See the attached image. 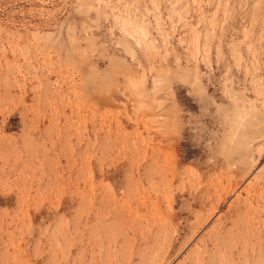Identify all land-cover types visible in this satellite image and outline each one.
Masks as SVG:
<instances>
[{
	"label": "rangeland",
	"instance_id": "374dc122",
	"mask_svg": "<svg viewBox=\"0 0 264 264\" xmlns=\"http://www.w3.org/2000/svg\"><path fill=\"white\" fill-rule=\"evenodd\" d=\"M0 264H264V0H0Z\"/></svg>",
	"mask_w": 264,
	"mask_h": 264
}]
</instances>
